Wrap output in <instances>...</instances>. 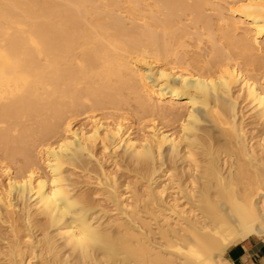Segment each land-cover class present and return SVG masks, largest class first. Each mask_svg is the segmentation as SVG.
<instances>
[{
	"label": "bare ground",
	"instance_id": "6f19581e",
	"mask_svg": "<svg viewBox=\"0 0 264 264\" xmlns=\"http://www.w3.org/2000/svg\"><path fill=\"white\" fill-rule=\"evenodd\" d=\"M124 108L152 123L134 132ZM20 212L41 237H18ZM262 222L264 0H0V264H235ZM84 223L103 236L87 255L68 242Z\"/></svg>",
	"mask_w": 264,
	"mask_h": 264
},
{
	"label": "rangeland",
	"instance_id": "374dc122",
	"mask_svg": "<svg viewBox=\"0 0 264 264\" xmlns=\"http://www.w3.org/2000/svg\"><path fill=\"white\" fill-rule=\"evenodd\" d=\"M204 12H205V14H208V15H212V13H213L209 6L206 7ZM182 19H183V22H185V23L189 22V16H183ZM193 30H194V28L191 29V33L186 38L187 42H189L190 44L194 43V41H195V39H194L195 35L193 34ZM239 108L241 111L246 113V108H245V104L243 101L240 103ZM112 111H113L112 109H106V110H103L102 113L109 114ZM119 112L124 114V115H127L130 118V122H132V125H133L132 126L133 130L136 133H141L148 124L152 123L153 117L142 116L140 114L139 115L134 114L133 112H131L130 108H124V109L120 110ZM85 116H86V113L79 114L78 116L75 117L76 122L85 121V119H84ZM155 119L157 122L158 121L161 122V120L159 118H155ZM170 123L175 128L180 124L179 121L170 122ZM254 134H255L254 130L249 131L248 139H251ZM58 136H60V135H58ZM254 141H255V139H253L252 142H254ZM95 152H96V155L100 158V162L105 164L107 156L109 154V151L104 150L102 145H98ZM165 153H166V151H165ZM93 165H96V164H93ZM106 166L109 168V170L112 173H114L118 177H120V179L122 181L129 183L130 185L135 184L134 182L136 180L137 174L135 171V166L133 164H131V163L128 164L126 161L120 160L118 164L114 163V162H110L109 164L106 163ZM181 166H182V163L178 162L177 167L181 168ZM179 171L181 172L180 169H179ZM87 173H88L87 171H78V173L76 174L77 179L80 181H84L87 178L86 177ZM91 176L95 177L96 174L91 173ZM81 186H82V190L84 192H86L87 194H89L91 196L92 200L99 207L105 208V209L109 210L110 212L114 209L112 202H110V200L108 199V197L106 195H104L100 192H96L97 190L94 191L92 188L88 189L89 186L87 184L85 185V183L84 184L82 183ZM136 186L140 188V191L143 190V187L141 186L140 183H137ZM114 213L115 212L112 211V214H114ZM17 223L19 225L18 237L24 236V235L28 236L32 232L34 233L35 237L36 236H39V237L42 236V230H40L39 228H31L28 225L26 219L24 218V216L21 212L18 214ZM153 226L155 227V225H153ZM14 239H15V235H14V231L11 228V226H9L8 223L3 224L1 227L0 249L3 251H7L9 248L8 242L13 241ZM30 258H31L30 250H27L26 254L23 257L22 264H27ZM0 263H1V261H0Z\"/></svg>",
	"mask_w": 264,
	"mask_h": 264
},
{
	"label": "clouds",
	"instance_id": "9594fccd",
	"mask_svg": "<svg viewBox=\"0 0 264 264\" xmlns=\"http://www.w3.org/2000/svg\"><path fill=\"white\" fill-rule=\"evenodd\" d=\"M62 204L63 207H61ZM54 207L62 218L70 217L73 214L71 193L58 191L54 196ZM68 236L69 244L85 255L103 244L102 233L95 225L90 223L76 226L69 231Z\"/></svg>",
	"mask_w": 264,
	"mask_h": 264
},
{
	"label": "crops",
	"instance_id": "0c3cea01",
	"mask_svg": "<svg viewBox=\"0 0 264 264\" xmlns=\"http://www.w3.org/2000/svg\"><path fill=\"white\" fill-rule=\"evenodd\" d=\"M226 258L235 264H264V239L252 238L228 249Z\"/></svg>",
	"mask_w": 264,
	"mask_h": 264
},
{
	"label": "snow or ice",
	"instance_id": "6c2138e0",
	"mask_svg": "<svg viewBox=\"0 0 264 264\" xmlns=\"http://www.w3.org/2000/svg\"><path fill=\"white\" fill-rule=\"evenodd\" d=\"M53 183L55 184V181H53ZM56 193H54L53 195L55 196ZM262 226H264V222L261 223Z\"/></svg>",
	"mask_w": 264,
	"mask_h": 264
}]
</instances>
